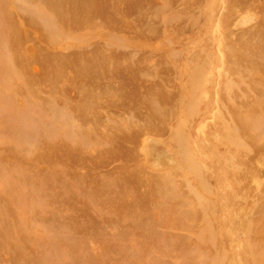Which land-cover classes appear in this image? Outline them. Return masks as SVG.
Here are the masks:
<instances>
[{
    "label": "rangeland",
    "instance_id": "rangeland-1",
    "mask_svg": "<svg viewBox=\"0 0 264 264\" xmlns=\"http://www.w3.org/2000/svg\"><path fill=\"white\" fill-rule=\"evenodd\" d=\"M0 264H264V0H0Z\"/></svg>",
    "mask_w": 264,
    "mask_h": 264
}]
</instances>
